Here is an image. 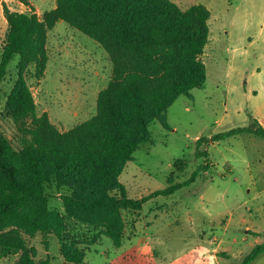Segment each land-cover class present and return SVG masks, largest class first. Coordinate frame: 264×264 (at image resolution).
<instances>
[{"label": "trees", "instance_id": "trees-1", "mask_svg": "<svg viewBox=\"0 0 264 264\" xmlns=\"http://www.w3.org/2000/svg\"><path fill=\"white\" fill-rule=\"evenodd\" d=\"M3 13L7 31L0 55V106L9 66L16 59L18 65L0 112L16 131L13 139L0 131V261L17 257L13 264H52L38 257L26 237L55 236L65 264H83L84 242L68 237L72 224L101 230L119 249L127 225L124 211L138 212L153 199L174 195L208 170L200 166L182 183L171 178L167 188L140 199L130 198L120 181L135 153L151 143L152 123L168 129L169 108L205 85L201 56L209 43L212 13L202 4L182 10L170 0H56L55 9L42 17L8 5ZM60 21L97 42L113 65L108 85L98 94L96 114L65 132L47 113H38L28 84L30 73L37 81L45 77L49 32ZM252 122L211 140L241 134L264 139V127L254 117ZM209 141L202 138L198 145ZM56 195L63 212L50 206ZM263 254L264 243L258 244L241 264H252Z\"/></svg>", "mask_w": 264, "mask_h": 264}, {"label": "rangeland", "instance_id": "rangeland-1", "mask_svg": "<svg viewBox=\"0 0 264 264\" xmlns=\"http://www.w3.org/2000/svg\"><path fill=\"white\" fill-rule=\"evenodd\" d=\"M27 1L0 0V55L7 31L4 5L18 12L33 10L39 17L56 7V0ZM170 1L182 10L202 4L212 13L209 43L201 56L207 81L169 108L168 129L152 123L151 143L135 153L120 181L130 198L140 199L167 188L171 178L182 183L198 167L208 170L190 187L149 201L140 215L124 211L121 251L101 230L72 224L68 237L84 242L83 264H241L264 243V139L241 134L211 140L251 126L252 117L264 122V0ZM48 53L45 77L37 81L30 73L28 84L38 113H47L65 132L96 114L98 94L108 85L113 65L97 42L62 21L49 32ZM17 65L18 59L9 66L0 112L17 79ZM0 131L12 139L16 132L1 117ZM202 138L210 141L199 146ZM50 206L64 211L58 195ZM26 238L39 258L64 264L56 237ZM252 264H264V254Z\"/></svg>", "mask_w": 264, "mask_h": 264}, {"label": "crops", "instance_id": "crops-1", "mask_svg": "<svg viewBox=\"0 0 264 264\" xmlns=\"http://www.w3.org/2000/svg\"><path fill=\"white\" fill-rule=\"evenodd\" d=\"M256 119V118H255ZM261 123V125L264 127V122H260ZM142 212V210L141 211H138V212H136L138 215H140V213ZM135 214V213H134ZM52 237H55V236H52ZM131 241H134V239L133 240H131ZM142 241H146V239H142ZM133 244V243H132ZM124 246V245H123ZM123 246L121 247V248H119V251H121V249L123 248ZM139 252H141L142 250H143V248H138L137 249ZM215 251L216 250H214V253H215ZM59 254H60V245H59ZM60 256H61V254H60ZM61 258H62V256H61ZM63 259V258H62ZM51 263H52V261H51ZM64 264H65V262H64Z\"/></svg>", "mask_w": 264, "mask_h": 264}]
</instances>
